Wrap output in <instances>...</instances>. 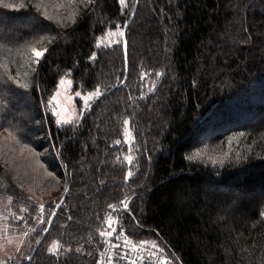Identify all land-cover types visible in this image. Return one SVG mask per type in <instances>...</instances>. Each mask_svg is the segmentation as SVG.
Here are the masks:
<instances>
[{
	"label": "trees",
	"instance_id": "obj_1",
	"mask_svg": "<svg viewBox=\"0 0 264 264\" xmlns=\"http://www.w3.org/2000/svg\"><path fill=\"white\" fill-rule=\"evenodd\" d=\"M23 2L19 10L0 4V35L19 38L2 57L13 65L16 48L39 39L31 31L37 25L56 41L40 43L49 51L29 89L10 90L5 75L0 80L7 104L0 123L31 144L41 169L54 175L41 184L30 170L0 162V201L11 197L32 209L57 197L56 204L65 185L69 191L42 240L47 222H34L36 231L12 264H95L98 229L109 214L119 216L130 238L155 241L180 264H264V0H126V7L97 0L73 6L74 24L42 20L37 0ZM135 5L125 72L122 38L97 43L117 25L123 29ZM64 75L74 91L99 86L103 94L83 116L76 97L78 118L57 125L43 108ZM22 91L31 103L18 110ZM26 111H33L30 118ZM21 176L34 184L26 187ZM41 188L48 192L36 195ZM125 199L127 210L107 208L121 209ZM53 242L72 251L50 254Z\"/></svg>",
	"mask_w": 264,
	"mask_h": 264
},
{
	"label": "snow or ice",
	"instance_id": "obj_2",
	"mask_svg": "<svg viewBox=\"0 0 264 264\" xmlns=\"http://www.w3.org/2000/svg\"><path fill=\"white\" fill-rule=\"evenodd\" d=\"M97 2V0H37V3L35 4V8L36 11L39 15V17L42 20H47V21H55V22H62L61 20V16L59 15V13L61 12V10H68V14L67 16L63 17V20L70 22V23H76L77 22V18H78V11L74 10L73 6H84V7H88V6H94L95 3ZM0 4H2V6L4 8L7 9H21V8H25L27 5L23 2L18 3V4H12V3H5L4 0H0ZM32 4V0H28V5ZM119 4L122 6H127L126 5V0H119ZM50 9H54L55 12L57 13V15L54 17L53 15L50 14ZM40 25L35 26L34 29H31V31L34 32L35 35H39V39L35 41V43H25L24 45H22L21 47H23L25 49V51L23 52V55L26 56L29 60V64L28 65H24L21 64L20 67L21 68H25L27 67L29 69V71H25L24 75L28 76L29 73H36L39 66L41 65V63L43 62V60L46 57L47 52L49 51L48 47H43V48H37V44L43 42L44 40L48 41V45H52L53 43H55L56 38L55 37H49L48 35H40L39 31H37L36 29L40 28ZM124 27H127V22H125ZM110 35H115V36H124V32L121 29V27L119 25L116 26V31L110 33ZM19 40L18 37L14 36L11 32L6 33L4 35H0V44H4V45H8L9 46V52H11V47L14 46L16 44V42ZM100 44L99 42L97 43V47H99ZM96 58V54L93 53L92 57H90L91 60H94ZM6 59V58H5ZM125 65H126V57H125ZM0 67H2L4 69V73H5V77L6 80L8 82H10V84L8 85L9 89L11 90V86L15 85L17 88L20 89H29L30 85L29 83H25L22 82L18 77L20 76V72L17 71L16 75L13 76L10 71H9V64L8 63H3L2 65H0ZM126 67H125V72H126ZM155 75L157 77H159L161 75V73H155ZM144 78V74H141V79ZM121 84L124 83L123 80L120 81ZM72 81L66 79L65 77H61L58 85H57V90L56 92L49 98V100L47 101V104L45 105V107H50L52 114L54 116L57 117L56 119V124L57 125H68L71 123V118H64L60 115V113L57 111L56 107L53 105V102L56 101L57 96L61 95V88L64 85H69L71 86ZM37 88L39 87V85L36 86ZM102 91L101 88L99 86L96 87V89L92 92H88L86 95H81L80 91H76L75 92V96L76 97H80L83 101H84V107L80 110V115L83 116L85 111L90 107V102L93 101L94 99L99 98L102 95ZM69 100L72 99V97H68ZM7 107L6 102L3 99H0V111H3L5 108ZM124 124V135L126 137V141L125 142H129L131 141V133L128 130V125H129V120L128 119H124L123 121ZM0 128H3V132L6 134L3 137V140L6 143H20V140L17 139L18 136V132L14 131V130H10L9 127H3V124L0 123ZM115 143L117 145L121 144V140H116ZM28 150L29 152H33V149L29 146V144L24 143L22 144L21 148H20V152L23 153L24 150ZM45 151H49L48 149H46ZM35 155L39 156L40 154L34 153ZM57 155L59 156V151L57 150ZM225 155H227V153H225ZM192 158V157H189ZM124 159L131 164L133 161V157L131 155L125 156ZM49 175H54V173L49 172ZM133 175V173L131 171H129L127 173V175L125 176V180L127 181L131 176ZM69 191V188L67 187V185H65L64 188V192L67 193ZM11 197H9V200L11 201ZM29 200H31V197H29ZM55 203V202H53ZM63 204V197L60 198V202L56 203V209L61 208ZM120 204L123 206L121 209H118L116 205L113 204H108L107 208L109 210H127L128 209V202L127 199L122 200L120 202ZM39 213H40V217H39V223L40 224H44L45 221L47 222V224L50 226L52 224V219L53 217H55L56 215V211L55 209L52 210L51 215L47 216V218H45V205L43 203L39 204ZM21 213H25L28 212V208H21L20 209ZM261 217L264 218V212L260 213ZM5 220L8 219V217H4ZM16 220H22L23 216H16L15 217ZM69 220H71L72 218L69 216L68 217ZM102 223L105 225V229L104 230H98V235L99 237L104 241L105 244H107L109 249H120L121 248V244L120 243H110L108 238H112L115 237L116 240L121 241L122 240V245L124 246V248L126 249L124 252H117L114 253L113 255H109L107 257V264H113V260L114 258L118 261H122V260H127L128 264H142L143 262V256L140 257H130L129 253L130 252H143L145 250L146 246H149L150 249L152 251H150V256L152 257H156L157 252L163 253V249L159 248V246L156 244L155 241L149 242V241H141L139 242V244L133 242L132 240L129 239V237L127 235H125L124 230L121 228L119 231V234H117V229L114 226L115 221L112 219L111 215L109 214L106 219L104 221H102ZM63 227V225H62ZM7 228V226H6ZM36 231V229L34 228H30L29 232H33ZM43 231L45 233H47L49 231L48 227H45L43 229ZM29 232H25L23 235L27 236L29 234ZM11 242V241H9ZM37 243H39V240L37 241ZM56 246L55 247H49L47 249V251L50 254L53 255H61L62 252H71L72 248L68 247V248H64L63 250H61L59 244L57 242H53ZM17 251H19V248H17ZM75 251L77 253H80L82 251V249L80 247H77L75 249ZM103 255V254H102ZM24 259L30 260L31 257H23ZM9 259H12L11 257H9ZM0 264H7V262L5 260H0ZM97 264H101V261H97ZM160 264H171V262L169 260H166L163 256L160 257Z\"/></svg>",
	"mask_w": 264,
	"mask_h": 264
},
{
	"label": "rangeland",
	"instance_id": "obj_3",
	"mask_svg": "<svg viewBox=\"0 0 264 264\" xmlns=\"http://www.w3.org/2000/svg\"><path fill=\"white\" fill-rule=\"evenodd\" d=\"M22 0H20L21 3ZM50 14L56 16L57 13L55 12L54 9H50ZM68 14V10H61V12L59 13V15L61 16V19H63V17L67 16ZM116 30L112 31L115 32ZM109 32L106 35H104L103 37H101L99 39V43L104 44V43H110L112 41H117L118 38L120 36H115V35H110ZM36 40L31 39V40H26L24 42H22L17 48H16V54L15 57L12 59L13 65L9 64V71L10 73L15 76L16 72L19 71L20 72V76L18 77L22 82L25 83H29L33 81V77L32 74L33 73H29L28 76L24 75L25 71H29V69L27 67L25 68H21L20 65L24 64V65H28L29 64V60L26 56L23 55V52L25 51V49L23 47H21L22 45H24L25 43H35ZM37 48H43L42 46H40V43L36 45ZM9 46L0 48V65H2L3 63H8V61L6 59H4L2 57V55L4 54L5 50H8ZM11 52H13V48L11 47ZM5 75L4 73V69L2 67H0V80H2L3 76ZM34 75V74H33ZM62 77H65L68 80H71L70 77L68 75H64ZM60 80V79H59ZM58 80V82H59ZM10 84V82H6V87H8V85ZM58 85V83H57ZM18 90H20V88H18ZM25 90V89H23ZM57 90V86L56 89L54 91V93ZM2 91V88L0 86V92ZM79 91V90H76ZM74 90H72V84L71 86L69 85H64L61 88V95L57 96L56 101L53 102V105L56 107L57 111L60 113V115L64 118H71V122L75 121L78 118V113H79V109L76 107L75 104V92ZM81 95H86L88 92H83L80 91ZM53 93V94H54ZM15 94V93H14ZM52 94V95H53ZM17 98L18 95L15 94ZM19 96H21V98H24V100L22 99L21 102H19L17 105H15V109L18 108V110L20 109V107H28L29 104L31 103V98L28 92H20ZM68 97H72L71 100L68 99ZM79 99H81L80 97H78ZM81 105L84 104V101L81 99L80 100ZM14 109V111H15ZM43 112L46 115L48 112H51V108L50 107H44L43 108ZM33 111L30 112H24L26 118H30L29 114H32ZM35 114V113H34ZM57 119V117H56ZM6 134L0 132V153H2V155L4 156H0V162H2L3 164H12L13 165V170H30L31 175L35 176V178L41 183V184H47L48 181L50 182L53 178V175H49L47 173H45L39 163L37 162V155H35L34 153L35 150L32 147L31 144H29V146L33 149V152H29L27 149L24 150L23 153L20 152V148L22 146V144H24L25 142L20 140V143H6L3 140V137ZM41 147V145H40ZM42 152H46L48 153L49 151H45L46 149L49 150L48 146L42 147ZM16 160V161H15ZM39 161V160H38ZM17 163H20V165L18 166ZM26 164V165H25ZM34 169H33V168ZM32 169V170H31ZM22 184H24L26 187H30L31 185L34 184V182L32 181L31 178H24V180H22V176H21V180ZM59 191V190H58ZM36 195H45V192H48V188H41V189H36ZM61 193V191H60ZM57 198V197H56ZM50 200V203H45L43 201H41L44 205H45V213L44 215L46 216L50 210L52 209V204H55L53 202H55V199ZM39 204L38 205H30V206H34L32 209L28 208V212L25 213H21L20 209L21 208H25V205L20 204L19 206L17 205V203H14V200L11 199V201L9 199L0 201V260H5L7 262V264H12L13 261L15 259H17L18 257H20L22 255V253L24 252L25 249V243L27 240V237H29V235L31 234V232H29L30 228H33V223H37L39 221V217H40V213H39ZM23 216L22 220H16L15 217L16 216ZM8 217L7 220L4 219V217ZM12 221V222H11ZM7 226V228H6ZM25 232H29V234L27 236L23 235ZM11 241V242H9ZM17 248H19V251H17ZM9 257H11L12 259H9Z\"/></svg>",
	"mask_w": 264,
	"mask_h": 264
},
{
	"label": "built area",
	"instance_id": "obj_4",
	"mask_svg": "<svg viewBox=\"0 0 264 264\" xmlns=\"http://www.w3.org/2000/svg\"><path fill=\"white\" fill-rule=\"evenodd\" d=\"M112 219L115 221V224L114 226L116 227L117 229V234H119V231L120 229L122 228L124 230V233L125 235H128L127 233V230L125 228V225L120 221V218L119 216H111ZM105 229V225L98 229V230H104ZM110 243H120L121 244V248L120 249H109L107 244L104 243V241L99 237L98 235V240L101 244V248H100V254H99V257L97 259V261H101V264H107V257L109 255H113L114 253H117V252H124L126 249L124 248V246L122 245V240L121 241H118L115 239V237H112V238H108ZM130 240H132L133 242L139 244V242L141 241H148V240H145V239H132L129 237ZM150 242V241H149ZM159 248H162L160 245H158ZM163 249V248H162ZM150 251H152L150 249L149 246H146L145 247V250L143 252H130L129 253V256L130 257H140V256H143V262L142 264H160V257L163 256L166 260H169L171 262V264H180L174 257L168 255L164 249H163V253H160V252H157L156 254V257H152L150 256ZM103 254V255H102ZM97 261L95 264H97ZM113 264H128V261L127 260H122V261H118L114 258L113 260Z\"/></svg>",
	"mask_w": 264,
	"mask_h": 264
},
{
	"label": "water",
	"instance_id": "obj_5",
	"mask_svg": "<svg viewBox=\"0 0 264 264\" xmlns=\"http://www.w3.org/2000/svg\"><path fill=\"white\" fill-rule=\"evenodd\" d=\"M136 4H137V0H136ZM135 9H136V5H135L134 9L132 10V12H131L129 18L125 21V22H127V27H128L130 21L132 20V18H133V16H134ZM124 24H125V23H124ZM127 27H124V26H123V29H122V30H123V32H124V36L121 37V38H122V46H123L124 58L126 57V65H125V66H126V69H127V55H128V51H127V42H126V29H127ZM65 195H66V193L64 192L63 195H62L63 200H64V198H65ZM59 202H60V200H59L57 203H59ZM53 209H55V211L58 210V209H56V204H55V206H54ZM50 215H51V214H50ZM52 220H53V219H52ZM46 227L49 228L50 226L47 224ZM44 234H45V232L43 231V234L41 235L39 241L42 240Z\"/></svg>",
	"mask_w": 264,
	"mask_h": 264
}]
</instances>
